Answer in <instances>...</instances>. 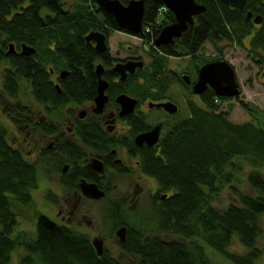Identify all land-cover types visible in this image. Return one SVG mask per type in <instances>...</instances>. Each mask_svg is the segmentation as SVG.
I'll use <instances>...</instances> for the list:
<instances>
[{
  "label": "trees",
  "instance_id": "16d2710c",
  "mask_svg": "<svg viewBox=\"0 0 264 264\" xmlns=\"http://www.w3.org/2000/svg\"><path fill=\"white\" fill-rule=\"evenodd\" d=\"M199 1L205 10L196 25L164 47L160 58L154 57L149 66L155 67L148 71L145 82L138 81L147 74L145 70L138 69L130 75L124 83L128 93L135 95L146 90L153 95L150 91L153 87L159 89V100L164 99L173 81L164 76L159 88L158 75L159 68L163 67L165 72L168 67V55L196 54L206 42L218 51L222 50L219 45L222 41L244 47L242 39L251 31V25L243 10L231 8L222 0ZM161 7L160 1L145 0L143 28H151L159 21L160 30L166 19L173 16L169 10L159 14ZM95 8L93 0H75L66 9L62 0H0V33L6 35L4 50L8 41L34 44L35 40H50L58 48L65 47L67 66L71 69L66 96L77 102L91 100L97 91L93 63L97 55L86 44L84 35L100 27L103 16H97L100 12ZM247 9L263 14L262 25L250 43L255 63L263 67L264 0H246L244 12ZM47 17L54 20L45 23ZM159 30L153 35L147 31L139 36L152 45ZM34 35L41 39L33 38ZM13 60L11 57L12 68L16 66ZM22 67L26 68L21 65L19 72L24 75L22 71L26 69ZM14 76L5 70L3 90L10 97L14 96ZM41 89V94H49L47 88ZM230 98L233 97L217 96L211 88L199 95L201 104L188 98V114L181 117L176 114L165 121L159 153L154 150L140 153V170L157 183L159 196L154 207L159 236L146 237L139 227L130 229L126 239L119 241L123 253L139 258L138 264H208L206 245L233 264H259L263 253L258 242L264 220V177L258 169L264 166V123L255 117L250 104L243 101L240 105L254 118L240 123L231 121L228 109L219 110ZM68 150L77 154L72 146L65 150L67 155ZM241 161L254 168L247 181L255 194L238 192L237 203L219 209L213 201L225 187L234 188V173L242 169ZM37 184L36 169L11 146L6 130L0 126V264H10L12 253L19 248L27 253L21 258L22 264H124L107 252L98 256L87 234L41 212L34 231H16L17 220L11 205L15 201L32 203V191ZM51 197L47 195L48 199ZM234 237L246 248L245 253L228 249Z\"/></svg>",
  "mask_w": 264,
  "mask_h": 264
},
{
  "label": "flooded vegetation",
  "instance_id": "af4514ba",
  "mask_svg": "<svg viewBox=\"0 0 264 264\" xmlns=\"http://www.w3.org/2000/svg\"><path fill=\"white\" fill-rule=\"evenodd\" d=\"M62 1L63 8L66 9L67 6L74 3L75 0ZM129 1L130 0L126 1V3L120 2L127 5ZM93 2L96 6L95 11L100 12L97 16H103V18L102 20L100 19V27L90 30L84 35L86 44L88 47L93 49L97 55V58L93 61L97 91L91 100L77 102L69 100L66 96L65 91L67 79L70 76L71 69L67 66L65 47L62 46L58 48L57 44L50 40V42H37V40H35L34 44L29 42L26 43L25 41H8L6 44L7 48L4 50L3 41L6 39V35L0 33V89L2 94H4V96L8 100H11L14 104V114L12 115L11 120L14 123L15 130L22 132L26 136L31 132L38 131L45 137L44 140L46 141V143H44L41 147L42 151L39 154L35 152V154L33 153L32 155L26 156L19 148L13 146L12 144L11 146L20 152L23 158L36 169L38 174V184L41 172L48 174L50 171H54L60 174L58 184L61 183V186L66 189H72L75 201L68 213L65 212L64 209L59 208L61 207L60 203H56V210L57 214L60 215V221L66 225H70L68 223H70V220L77 209V204L81 198L84 200H100L106 196L107 191L111 188L109 181L106 180L107 174L128 172V170L134 168L140 172V176L143 175L155 180L153 177L140 170V153H144V151L148 150H154L156 154L159 153V139L161 137V133L165 129L164 123L169 119V117L171 118L179 112V105L174 99H172V95L169 97L167 94L164 99L159 100V94H157L159 89L153 87L150 89L153 95H150L151 93H147L146 90L137 91L135 95H131L127 92V84H124L125 81H128L129 76L134 75L138 69L145 70V72H147L146 75L138 78L140 83L145 82L148 77V71L150 72L153 70V67H155V64L149 66L153 62L154 57L159 56L158 58H160L163 55L162 49L169 45V43L156 45L154 42L155 40L152 45H149L146 40L141 39L139 36L140 34H145L147 31L150 35H153L159 30V21L151 28H143V10L141 31L140 33L134 34L128 28L118 27L114 17L102 10L94 0ZM195 2L205 8V5L199 0H195ZM228 6L235 8L230 5ZM162 8L164 10H158L160 12L159 14L162 15L163 11L167 12L169 10L167 7ZM235 9L243 10L246 20L251 25V31L244 36L242 43L247 50V58L255 63L253 51L250 50V43L252 37L256 34V30L262 25L263 14L260 13V15L259 13H253L249 9L244 12L245 4L243 8ZM169 11L173 14V16L166 19L162 28L176 21L174 13L171 10ZM201 13L202 12L192 16V22L187 23L186 29L196 25L198 16L201 15ZM248 13H250L249 16ZM106 15L109 17L108 20H106ZM256 17L260 20L259 23L254 22V18ZM52 20L54 19L47 17V19L45 18V23H47V21L51 23ZM49 24H47V26ZM162 28L159 30L158 35ZM186 29L181 32L180 36L173 38V43H175V39L181 37L182 33L186 31ZM90 32H98L104 35L106 45L105 50H98L94 39H90L89 41L86 40V36ZM113 35H115V37ZM33 38L41 39L38 35H34ZM43 38L47 39L45 36ZM111 38H119V41H132L133 39H138L139 42L140 38L142 41L138 45L139 47L137 49L132 50L131 48L132 54L117 55V52L116 54H112L110 50ZM245 43H247V45ZM10 46H12L11 51ZM116 48H123L122 43H117ZM203 48L204 45L201 49ZM200 50H198L196 54L191 53L187 55V57L192 60L190 62V66L186 69L178 71L171 69L168 66L164 72V69L161 66L162 68H159L158 75L160 83L159 88L163 84V77L168 75L173 81L169 88H171L173 84H176L178 86L181 85L185 87L189 92L193 91V85L198 78V70L204 63L225 60L222 57H212L209 60L203 61V57L198 55ZM181 56L168 55L167 59L169 61V58H177ZM11 57L14 59V65H16L13 66V68L9 65ZM138 60L143 62V66L135 67L132 73L129 70H125L124 78H121V73L119 71L114 70L117 63L125 64L129 61L135 62ZM21 65L26 67H22V70L26 69L27 73L22 71L25 76L20 74L21 71L19 72ZM99 65L101 66V70L100 74L97 75L96 69ZM256 65L260 67L259 64ZM5 70H9L15 74L13 97L5 94L3 90V77ZM185 77L188 78V82H186ZM37 78L38 81L36 82ZM99 79L105 80L107 84L104 90L106 100L102 103V106H99L95 101V97L98 93ZM42 87L49 90L48 95L41 94ZM208 88L211 87L207 85L203 92H205ZM21 92L29 95L30 98L28 102L20 100ZM200 94L192 93V95ZM120 95H126L135 100V104L131 112L124 114L121 113L122 107L117 101V97ZM165 102H172L173 104H176L177 111L171 113L156 105L158 103ZM6 112L7 110L5 113ZM149 112L155 119L151 120L152 117L149 119ZM0 126L4 127L1 124ZM136 127H139V129ZM155 127H158L159 136L154 144L148 145L143 143L142 145H138L136 143V137L139 134L149 132ZM4 129L6 130L5 127ZM135 129L136 131L138 130L136 133H134ZM69 146H72L77 154L68 150V156L65 150ZM44 154L46 156H44ZM45 157H50L51 159L53 158L51 162H54L56 167H52L53 169L49 167L48 163H46ZM133 158L134 164H128L126 162L127 160L132 161ZM65 178H69V180ZM68 181H70V183H68ZM82 184H94L97 188L104 192V195L100 198H94L89 194L84 193ZM157 189L158 188L156 186L155 192L150 193V196L154 198L155 202L157 201L155 197L159 196ZM139 190H141V188ZM47 195H52V192H48L47 190L46 196ZM54 199L55 201H53V204L58 200L56 196H54Z\"/></svg>",
  "mask_w": 264,
  "mask_h": 264
},
{
  "label": "rangeland",
  "instance_id": "374dc122",
  "mask_svg": "<svg viewBox=\"0 0 264 264\" xmlns=\"http://www.w3.org/2000/svg\"><path fill=\"white\" fill-rule=\"evenodd\" d=\"M113 36L115 37V35ZM110 40V50L112 54H116L117 52V55L132 54V50L137 49L142 41L140 38V42L138 39L119 41V38H111ZM119 42L122 43L123 48H116V44ZM245 44L247 45V43ZM219 45L222 47L221 51L215 49L211 43L206 42L204 48L198 53V55L203 57V61L209 60L212 57H222L233 65L236 72L237 81L240 85V95L224 101L220 105L219 110L225 111L228 109V118L236 123L254 118L240 105V101H243L250 104L255 117L264 123V66L258 67L247 58V50L244 47L236 44L228 45L226 42H221ZM191 60L187 55L169 58L168 66L174 70H183L190 66ZM167 94L169 97L172 95V99L179 105L178 115L180 117L188 114L186 102L188 98H192L193 102L201 104L199 95H192L188 89L181 85L173 84ZM29 98L27 93L21 92L20 100L28 102ZM13 109V102L4 96L0 89V124L7 130L9 143L19 148L25 156L35 154V152L39 154L42 151L41 147L46 143L44 140L45 137L38 131L31 132L27 136L22 132L16 131L14 123L11 120L14 114ZM6 110L7 114L5 113ZM148 117L149 119L152 117L151 120L155 119L150 112L148 113ZM44 156L46 155L44 154ZM45 159L49 167H56V164L51 162L53 158L45 157ZM133 160L134 158L132 161L127 160L126 162L128 164H134ZM241 162L242 169L234 173L235 180L232 183L234 188L232 186L225 187L213 201V204L219 209H224L230 203H237L238 192L250 195L255 194V191L247 181L248 173L254 168L243 161ZM258 170L264 177V166ZM59 180L60 174L58 172L50 171L48 174L41 172L39 184L32 191V203L24 205L15 201L11 205L12 212L15 213L17 220V225L15 226L16 231H34L36 217L40 212L61 222L60 215L57 214L56 203H60L61 207L59 208L64 209L68 213L75 200L72 189L62 187L61 183L58 184ZM106 180L109 181L111 187L107 191L106 196L100 200H84L81 198L70 223H66L78 229V231L87 234L96 253L97 250L93 245V240L95 238H101L103 240L102 254L107 252L124 264H138L139 258H132L121 250L119 246V241L121 242V240L117 235V231L121 227H125V239L130 229L139 230V227L140 231L144 232L146 237H150L151 235L159 236L156 225L157 214L154 207L155 201L150 196L151 192H155L156 182L151 178L143 175L140 176V172L134 168L128 170V172L107 174ZM140 188L141 190H139ZM47 190L48 192L51 191L53 197L56 196L58 199L54 204L53 201L55 199L53 197L47 198ZM261 227L262 236L258 242V248L263 253L260 255L258 263L264 264V220L261 222ZM162 236L169 238L166 234ZM205 249L209 259L208 264H233L208 245L205 246ZM228 249L236 253H245L247 251L236 237L233 238ZM26 255L27 253L22 248L16 249L12 253L10 264H22L21 258Z\"/></svg>",
  "mask_w": 264,
  "mask_h": 264
},
{
  "label": "water",
  "instance_id": "95a60500",
  "mask_svg": "<svg viewBox=\"0 0 264 264\" xmlns=\"http://www.w3.org/2000/svg\"><path fill=\"white\" fill-rule=\"evenodd\" d=\"M95 3L105 12L111 14L118 27L128 28L134 34L140 33L142 16L144 10L145 0H130L127 5H124L120 0H94ZM160 1L165 7L171 10L176 21L172 24L165 26L160 31L159 35L155 39V44H171L173 43V38L180 36L181 32L186 29L187 23L192 22V16L194 14L203 12L205 9L203 6L197 4L195 0H157ZM227 5L235 8H243L246 0H222ZM250 13H248V16ZM254 18L255 23H259L260 20ZM94 39L96 41V48L100 51L105 50V37L103 34L98 32H90L86 36V40ZM12 46H10V51ZM143 62L129 61L125 64L117 63L114 70L121 73V78L125 76V70H129L131 73L134 71L135 67H142ZM101 66H97L96 73L100 74ZM186 82L188 78L185 77ZM106 81L99 79L98 82V93L95 97L97 104L102 106V103L106 100L104 95V90L106 88ZM209 85L215 92L217 96L225 97H235L240 94L239 84L236 79V74L233 65L227 60H217L204 63L198 70V78L193 85V92L195 94L202 93L206 86ZM117 101L121 104V113H128L133 110L135 100L129 98L126 95H120L117 97ZM158 107L163 108L168 112L177 111V105L172 102L158 103ZM159 136L158 127L153 128L149 132L139 134L136 137V143L142 145L146 143L148 145L154 144ZM84 193L89 194L94 198H100L104 195V192L97 188L94 184H82ZM166 197V194L161 196L162 199ZM125 227H121L117 231V235L120 237L121 241H124ZM93 245L97 250V254L101 255L103 252V241L99 238L93 240Z\"/></svg>",
  "mask_w": 264,
  "mask_h": 264
}]
</instances>
